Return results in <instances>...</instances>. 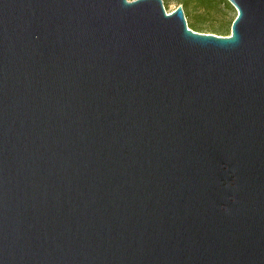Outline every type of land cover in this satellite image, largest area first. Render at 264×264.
<instances>
[{
  "label": "water",
  "instance_id": "95a60500",
  "mask_svg": "<svg viewBox=\"0 0 264 264\" xmlns=\"http://www.w3.org/2000/svg\"><path fill=\"white\" fill-rule=\"evenodd\" d=\"M227 1L0 0V264H264V0Z\"/></svg>",
  "mask_w": 264,
  "mask_h": 264
},
{
  "label": "rangeland",
  "instance_id": "374dc122",
  "mask_svg": "<svg viewBox=\"0 0 264 264\" xmlns=\"http://www.w3.org/2000/svg\"><path fill=\"white\" fill-rule=\"evenodd\" d=\"M162 4L167 14L181 6L188 29L219 36L230 35L236 16L227 0H163Z\"/></svg>",
  "mask_w": 264,
  "mask_h": 264
},
{
  "label": "trees",
  "instance_id": "16d2710c",
  "mask_svg": "<svg viewBox=\"0 0 264 264\" xmlns=\"http://www.w3.org/2000/svg\"><path fill=\"white\" fill-rule=\"evenodd\" d=\"M234 20V19H233Z\"/></svg>",
  "mask_w": 264,
  "mask_h": 264
}]
</instances>
